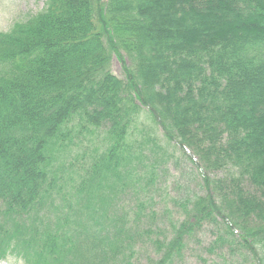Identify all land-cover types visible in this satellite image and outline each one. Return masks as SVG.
<instances>
[{
  "label": "trees",
  "instance_id": "obj_1",
  "mask_svg": "<svg viewBox=\"0 0 264 264\" xmlns=\"http://www.w3.org/2000/svg\"><path fill=\"white\" fill-rule=\"evenodd\" d=\"M140 108L203 186L167 233L110 208ZM74 118L108 136L76 183L55 156ZM206 226L205 253L264 264V0H46L0 32V260L132 264L145 240L174 264Z\"/></svg>",
  "mask_w": 264,
  "mask_h": 264
},
{
  "label": "rangeland",
  "instance_id": "obj_2",
  "mask_svg": "<svg viewBox=\"0 0 264 264\" xmlns=\"http://www.w3.org/2000/svg\"><path fill=\"white\" fill-rule=\"evenodd\" d=\"M45 2L46 0H0V32H8L15 23L40 13L45 8ZM117 50L120 51L118 47ZM121 52L126 65L130 67V61ZM124 61L122 63L112 54L107 70L125 83L126 76L122 67ZM66 128L72 131L70 143L61 150H55V156L60 152L56 160L68 169L64 178L76 183L78 177L73 172H79L78 169L86 167L98 157L107 145L108 136L104 128L98 130L87 125L83 128L75 118ZM126 143L134 148L139 163L133 161V182L125 186L110 208L119 215H126L127 219L142 223L141 229L144 231L162 230L167 233L171 230V225L184 220L182 205L203 194L201 178L191 165L183 161L178 150L163 138L161 129L154 124L144 108H140L137 120L129 129ZM71 185L68 182L65 184L69 188ZM139 205L142 208L137 209ZM152 214L154 215L151 216ZM213 239V230L208 226L204 227L195 239L187 242L183 255L174 264H224L217 256L205 253ZM134 253L132 264H151L157 259L149 241H139ZM0 264L24 262L10 256L0 260Z\"/></svg>",
  "mask_w": 264,
  "mask_h": 264
}]
</instances>
